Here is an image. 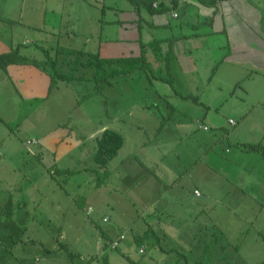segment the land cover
Returning a JSON list of instances; mask_svg holds the SVG:
<instances>
[{
    "label": "crops",
    "instance_id": "0c3cea01",
    "mask_svg": "<svg viewBox=\"0 0 264 264\" xmlns=\"http://www.w3.org/2000/svg\"><path fill=\"white\" fill-rule=\"evenodd\" d=\"M150 1L158 2L164 10L151 13L146 6L135 9L130 0H127L125 8L102 4L98 21H103L102 15L105 10H111L123 16L121 20L117 19V25L123 28L127 24L135 28L136 35L133 36L132 42L136 55L131 56H138L140 53L137 42L139 38L144 42L160 41L162 50L166 48L164 52L169 53L171 57L170 68L174 71L171 75L174 84H180V94L195 96L199 103L191 98L183 99L174 92L156 93L150 102L144 103L143 107L136 101L129 108L120 107L119 111L111 114L109 120L92 122L91 126L89 121L85 128L75 131L69 129L68 143L65 142L63 146L54 148L51 152L52 157L45 167L50 176V183L43 186L42 183L45 182L42 181L38 188L34 189L31 186L30 190H20L13 195L14 200L6 196L5 205L0 203V217H6L4 221L0 219V264H92V252L84 247L89 244L84 243L86 239L95 238L97 246L102 245L106 248L121 235L124 236L126 231L132 233L136 231L137 234L133 235L136 237L143 232V229L150 227L154 231V237L161 236L170 248L173 247V251L169 252L170 255H181L188 264L199 262L209 264L210 260L212 261L208 257L209 248L217 242L220 243L219 249H215L211 254L215 256V263L236 264L238 262L236 257L240 261L246 260L248 252L243 250L239 243V239L245 236H238L237 227H229L225 224L220 226L205 214L204 194L207 188L218 187L215 179L219 175L214 168L216 162L214 150L206 152L211 142L196 141L193 135L195 129H191V126L193 124L200 129L198 122L203 123L207 119L211 129L222 128L223 124L218 122L216 116L212 119L208 118L211 103L221 101L225 95L232 99L239 97L252 101L249 109L240 115L241 125L250 118L253 106L263 101V136L252 132L250 122L247 124L246 137L250 136L248 139L239 136L238 126L233 129L237 131H234L232 136L238 149L241 152L245 150V156L262 158L258 159V165L263 166V172H256L253 176L259 183L260 192L255 198L262 202L255 198L252 200L263 205L264 213V0ZM17 3L19 10L14 6ZM30 3V0H0V53L18 48L20 55L28 59L44 60L45 48H41L38 42H30L26 38L16 45L14 29L9 25L17 22L18 19L23 21ZM46 6L45 0L39 1L41 11L46 9ZM37 7L38 4L35 8ZM172 11L178 14L177 18L172 17ZM26 19L29 21L31 17L27 16ZM141 23L145 24L146 30ZM58 32L59 37L61 31ZM139 32L140 35L145 32L146 38L142 39ZM49 33L52 35V31ZM53 35H56V32ZM63 36L76 39L77 34L63 33ZM25 41H28V44H25ZM120 42L124 43L123 40ZM31 44L43 53V59L23 54L22 47ZM57 47L93 53L88 52L86 46L82 45L71 47L67 44L65 47L59 45ZM140 75L145 79L143 85L149 86L151 81L144 74ZM118 77L106 86L116 85ZM130 78L134 79L132 76ZM121 80L129 81L124 76ZM82 81L73 80L63 84L71 86L76 84L74 88H78L77 85L81 86ZM50 82L47 73L33 65H10L5 70H0L1 93H11L12 86L14 95L23 99L37 100L43 98L45 94L49 95L59 90L58 84L61 82L52 89ZM97 94L95 89L90 93V97ZM7 95L11 101L12 93ZM0 99H2L1 94ZM112 99L114 103H117V99L125 101L122 93L115 94ZM188 102L203 108L206 104L208 109L190 113L191 118L194 119L192 124L186 123V128L179 131L176 127V124L180 125L177 116L181 114L188 116L182 111L183 107L189 106ZM74 108L76 109V106ZM186 119L188 121V117ZM229 120L224 119L226 125L235 127L237 124L235 120L231 119L234 125L230 124ZM106 129L120 133L124 141L118 155L100 169L92 158L96 139ZM202 131L209 132V128ZM177 133H185L189 135L191 141H195L193 147L196 151L195 156L188 160L181 152L183 160L178 153L180 161L165 166L164 161L157 159L154 150L165 144L171 145L169 141L173 140V135L178 137ZM218 133L220 135H212L214 143L222 136L221 131ZM174 140L173 143L182 145L184 139ZM3 142L4 140L0 141V147L3 146ZM127 144L130 146L127 147ZM246 145H252L253 148L249 150ZM1 152L0 149V157H3ZM226 152H229L228 149ZM234 159V166L241 167V153H236ZM193 163L205 166L211 171V175L204 176L201 171L197 175H191L187 169ZM180 167H184L183 172L187 171L190 176L187 173L185 175L190 179L180 178ZM251 170H254V166ZM95 171L105 175L100 186L95 185ZM232 178L240 180V175H234ZM224 179L231 182L227 176ZM35 181L40 182V177L37 176ZM196 182H199V186ZM234 188L244 193L243 187L235 186L231 191ZM135 189L139 191L136 194L133 193ZM155 190H162L157 198H154ZM195 191H198V194H195ZM123 192H126L131 199L127 208L124 202L110 200L112 195L121 200L128 198L129 196L121 194ZM158 198L159 200H156ZM135 204L143 209H137ZM103 206L107 209L102 219L105 225L110 222V215L114 213L121 216L127 209L126 212H130L132 216L125 223L117 216L114 222L99 228V231L94 230L92 223L85 222L86 224L79 225L75 223V215L80 210H87V213L91 214L95 208ZM146 209L148 212L145 213ZM141 215H147L148 222ZM70 216L73 217V221ZM83 227L92 232H77L78 228ZM230 231H233V234L228 233ZM232 236L233 238L230 239ZM123 239L125 240V237ZM177 246L181 248H175ZM227 246H237V248L229 251ZM159 251L161 256L165 254ZM260 264H264V260Z\"/></svg>",
    "mask_w": 264,
    "mask_h": 264
},
{
    "label": "rangeland",
    "instance_id": "374dc122",
    "mask_svg": "<svg viewBox=\"0 0 264 264\" xmlns=\"http://www.w3.org/2000/svg\"><path fill=\"white\" fill-rule=\"evenodd\" d=\"M39 1L40 0H30L31 3L25 11L27 14L24 15L23 21L18 19L17 22L9 23L12 29H14V42L16 45L24 38L30 42H38L41 44V48L44 47L46 50L47 55L44 53L45 58L50 57L51 59L56 57V51L54 53V50L57 45L65 47L67 44L71 47L86 46L88 52L98 53L99 56L103 58L136 55V50L132 42L133 36L136 35L135 28H131L130 25L127 24L122 28L120 25L116 24L117 19L121 20L123 16L116 13V11L105 10L102 15L103 21H98L99 15L101 14L100 5L105 4L112 5L115 8H125L127 6V0H45L47 6L46 9L42 11L39 7ZM37 4L38 7L35 8ZM14 6L16 10H19L18 3ZM27 16H30L31 20L28 21L26 19ZM126 16L125 14V17ZM41 19L43 20L41 21ZM27 22L31 23L32 27L31 24ZM141 26L146 30L147 27L144 23H141ZM51 31L52 35L49 33ZM58 31H61L59 37L57 35V33H59ZM55 32L56 35H53ZM73 32L77 34L76 39H69L63 36V33ZM146 36L147 34L145 32L140 35L142 39H145ZM120 40H123L124 43L122 44ZM50 47L53 49H50ZM22 49L23 54L28 57L37 59L44 58L43 53L37 50L32 44L22 47ZM165 49L166 48H164V51ZM63 71L64 70H62V72ZM173 72L174 71L171 70L170 75ZM78 74L92 84L80 80L82 81L81 86L77 85L78 88H74L76 84L71 86L70 84L58 82L59 90L51 92L49 95L45 94L46 96L44 95L43 98L37 100L23 99L14 95V88L11 86L12 100L10 101L7 98V94L11 93H1L0 90L2 96V99H0V141L4 140L3 146L0 147L1 153H3V157H0V203L3 205H5L6 196L14 200L15 197L13 195L20 190H30L31 186L36 189L42 181L45 182L42 183L43 186L50 183V176L47 174L45 167L52 157L51 152H53L54 148L59 145L63 146L65 142L68 143L67 138L69 136V129L75 131V129L85 128L89 121V126H91L92 122L99 123L109 120L111 114L119 111L120 107L129 108L136 101H138V105L143 107L144 103L150 102V99H153L156 93L172 94L174 92L179 95L181 91V89H179L181 88L179 87L180 84L178 85L176 83L173 88L166 84L163 85L159 83L160 81L156 80H152L149 86L143 85L145 79L140 75L143 73H139L132 76L134 77L133 80L130 78L131 76H124L125 79L129 81L121 80L122 76L118 77L117 84L112 87L100 83L98 94L94 97H90V93L94 92L96 89L95 84L88 79L92 77V71L88 69L81 70ZM171 77L173 76L171 75ZM119 93L124 95L125 101L123 102L121 99L118 101L117 99V103H114L112 98L115 94ZM251 102L252 101L246 98L240 99L238 97L237 99H232L225 95L221 101L211 103L208 119H212L216 116L218 122H222L223 124L222 128L217 129H211L212 127H210L207 119H205L203 123L201 121L198 122V127H200V129L193 125L192 122L194 119L191 118L190 113L207 111L208 106L205 104L203 108L200 105L188 102L187 104L189 106L183 107L182 109L188 116L183 114L177 116L179 117L178 121H180V125L176 124L177 130L179 131L186 128V123L192 124L191 129H195L193 135L196 141L203 140L206 142L209 140L211 142L206 152L209 153L214 150L216 158L214 168L218 171L217 175L219 176L215 179L218 187H211L212 189L207 188L204 194L203 202H205L206 206L205 214L210 220L217 222L220 226L225 224L229 227H237L239 231L238 236H245L239 239V243L240 246L242 245L244 248L243 250L248 252V255L246 256V260L243 261L238 260L236 257L235 259L238 261L236 264H260L264 260L263 205H259L252 200V198L257 197L260 193L258 190L259 183L253 176L256 172H263V166L260 167L258 165V159L262 158L245 156V150L241 152L238 149L235 145L236 142H233L234 136H232L234 131H237L233 129L238 126L240 127L238 128V131H240V133H238L239 136L248 139L250 136H246H248L247 124L249 122L251 129H254H252V132L263 136V101L260 104L256 103L255 106L252 105L253 112L250 118L243 122L242 125L240 124L242 122L240 115H243L249 109ZM74 106H76V109ZM136 110H138V108H136ZM155 112L158 113V111ZM186 117H188V121ZM1 118H3V120ZM224 119H234L237 124L235 127H230L226 125ZM203 126L209 128V132H203ZM218 131L222 132V136L214 143L212 135H220ZM177 134L179 135L178 137L173 135V140L169 141L171 145L165 144L163 147L161 146L154 150L157 159L159 161H164L165 166L180 161L178 153L181 154V152H183L184 156H187V159L191 160L196 152L193 148L195 147V141H191L189 135L185 133ZM32 139H35L38 144L26 146V141ZM69 139L72 141L71 137ZM174 139H184L183 144L173 143L175 141ZM215 144H217V148L214 149ZM127 145V147L130 146L129 144ZM246 147L253 148L252 145H246ZM227 149L229 152H226ZM236 153H241V167H238V165L234 166V156ZM181 160H183L182 154ZM252 166H254V170H251ZM180 169L181 172L179 174L182 179L183 177L185 179H190L187 177V175H189L187 171H189L191 175H197L199 171H201L204 176L211 175V171L201 164L194 165L193 163L185 172H183L184 167H180ZM186 173L187 175H185ZM234 175H240V180L239 178L234 180L232 178ZM37 176L40 177V182L35 181ZM225 176L231 181L230 183L224 179ZM196 185L199 186V182H196ZM235 186L243 187L244 193L235 188L231 191ZM138 192V189L133 191L134 194ZM161 193L162 190H155L154 198H157ZM121 194L127 195L126 192ZM110 200L114 202H124L125 208L129 206L128 204L131 201L130 196L121 200L115 195H112ZM156 200H159V198ZM255 200L262 202L257 198H255ZM135 206L139 210L143 209L141 207L139 208L137 204H135ZM106 210L104 206L95 208L91 214H88L87 210H80V212L75 215V223L78 225L92 223L94 225V230L99 231V228H104L106 225L109 226L114 222L113 220L116 219L117 216L123 223L128 222L130 216H132L130 212H126L127 209L124 211V215L122 214L121 216L114 213L110 215V222L105 225L102 223V219ZM82 211H84L83 214ZM144 212H148L147 209L144 210ZM141 216L148 222L147 215ZM70 217L73 221V217ZM5 218V216L0 217L2 221H4ZM77 232L87 233L92 231L83 227L82 229L78 228ZM228 233L233 234V231ZM135 234H137L136 231H133V233L126 231L124 235L125 240L119 241L118 248L116 249L111 248L112 242L106 248L102 247V245L97 246L95 238L86 239L84 243L89 244L84 247L89 248L92 252V264H185L186 261L181 255L175 256L168 253V255L163 254V256H161V252L159 251L160 248L156 244L160 243L161 247L167 250L173 248H170V245L164 242L161 236H157V240L154 235H150L151 233L148 229H143L141 235L143 234V236H145L146 234L145 241L141 239L143 245L141 244V246H138L135 242L136 237H133ZM232 238L233 236L230 239ZM219 244L220 243L217 242L214 246H210L209 248L208 253L210 255H208V257L212 259V261L210 260L211 264H217L215 263V256L211 254L215 249H219ZM175 248L179 249L181 247L177 246ZM226 248L229 250L237 248V246H227ZM139 249L144 252L142 251V253H139ZM171 251H173V249L168 252ZM88 259H90V256ZM199 263L206 264L203 262ZM223 263L227 264V262Z\"/></svg>",
    "mask_w": 264,
    "mask_h": 264
},
{
    "label": "trees",
    "instance_id": "16d2710c",
    "mask_svg": "<svg viewBox=\"0 0 264 264\" xmlns=\"http://www.w3.org/2000/svg\"><path fill=\"white\" fill-rule=\"evenodd\" d=\"M215 1L216 0H211V2ZM130 2L134 4L135 9H141V7L143 8L146 6L147 10L151 13L164 10V7L159 10L153 9V3L150 0H130ZM137 42L140 49L138 56L110 58L100 57L98 53H85L83 51H72L57 47L55 59L46 57L44 60H31L20 55L18 48H16L9 52L0 53V70H5L10 65H33L49 75L51 89L55 87L58 82L69 83L73 80H85L84 77L80 76L78 73L86 69L92 71V77L88 79L95 84L97 92L100 90V83L110 85L112 80L118 76H133L139 73H143L149 81H160L173 88L174 81L173 77L170 75V62L172 60L169 53L162 50L161 42L156 40L144 42L140 38ZM44 53L46 54V51ZM61 69L64 71L62 72ZM179 96L183 99L191 98L194 102L199 103L195 96L182 94H179ZM123 141V136L120 133L110 129L104 130L96 139V148L92 158L93 162L98 165L100 169L104 168L118 155L119 150L123 146ZM95 175V185H102L105 177L104 173L95 171ZM148 230L151 233L150 235L153 236V229L150 227ZM145 237L146 234L145 236H143V234L136 236V244L141 246L143 241H145ZM141 239L143 241H141ZM156 245L165 254L169 253V250H172L163 249L160 243ZM185 264L188 263L185 262Z\"/></svg>",
    "mask_w": 264,
    "mask_h": 264
},
{
    "label": "built area",
    "instance_id": "2783aa9c",
    "mask_svg": "<svg viewBox=\"0 0 264 264\" xmlns=\"http://www.w3.org/2000/svg\"><path fill=\"white\" fill-rule=\"evenodd\" d=\"M152 7H153V9L159 10V9L161 8V5L157 2V3H153V4H152ZM172 17L177 18V17H178V14L175 13L174 11H172ZM24 43H25V44H28V41H25ZM228 122H229L230 124L234 125V121H233V120L230 119ZM202 129H203L204 131L208 130V128H207L206 126H203ZM36 143H37V142H36V140H34V139L26 141V144H27V145H34V144H36ZM195 194H198V191H195ZM123 238H124V236L121 235L117 240H114V241L111 243V248H112V249H113V248H116V247L118 246V242H119L120 240H122ZM142 251H143V250H140V253H142Z\"/></svg>",
    "mask_w": 264,
    "mask_h": 264
}]
</instances>
